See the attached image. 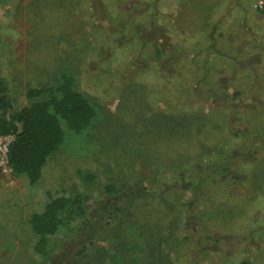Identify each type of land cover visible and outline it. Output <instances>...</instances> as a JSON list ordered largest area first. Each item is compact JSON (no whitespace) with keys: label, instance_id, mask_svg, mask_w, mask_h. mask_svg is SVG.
I'll use <instances>...</instances> for the list:
<instances>
[{"label":"rangeland","instance_id":"obj_1","mask_svg":"<svg viewBox=\"0 0 264 264\" xmlns=\"http://www.w3.org/2000/svg\"><path fill=\"white\" fill-rule=\"evenodd\" d=\"M0 75L16 110L68 75L96 112L37 183L0 169V264H264V0H0Z\"/></svg>","mask_w":264,"mask_h":264},{"label":"trees","instance_id":"obj_2","mask_svg":"<svg viewBox=\"0 0 264 264\" xmlns=\"http://www.w3.org/2000/svg\"><path fill=\"white\" fill-rule=\"evenodd\" d=\"M45 95L47 98L16 110L9 96L8 86L0 75V137H14L9 147V166L14 175L26 176L32 184L40 180L47 159L64 143L65 135L61 121H64L71 131L80 133L90 128L96 115L89 101L75 89L74 79L68 75L62 76L57 88L33 89L28 93L31 99ZM159 122V125L157 120L149 124V138L156 135V132H161L163 135L161 139L166 141L168 148L175 140L176 145L182 143L178 139L181 137L180 131L185 133L189 131L190 124L184 121L178 130L173 125V119L169 117L160 118ZM184 136L188 137L187 134ZM176 153H174L176 156H181ZM69 204L67 198L59 197L51 200L43 213L32 216L31 227L38 236L35 246L37 253L47 254L48 239L57 233L62 224L61 213ZM156 252L150 250L144 264L157 263L159 257ZM107 255L108 250L102 249L95 252L93 261L87 260L82 264H104ZM90 258L92 259L91 256Z\"/></svg>","mask_w":264,"mask_h":264},{"label":"built area","instance_id":"obj_3","mask_svg":"<svg viewBox=\"0 0 264 264\" xmlns=\"http://www.w3.org/2000/svg\"><path fill=\"white\" fill-rule=\"evenodd\" d=\"M13 140V136L0 137V169L5 173H13L8 160L9 147Z\"/></svg>","mask_w":264,"mask_h":264}]
</instances>
